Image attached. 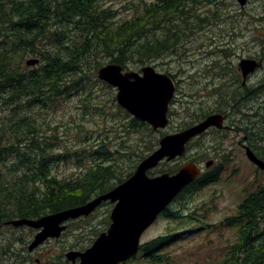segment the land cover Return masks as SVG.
<instances>
[{
  "label": "trees",
  "instance_id": "1",
  "mask_svg": "<svg viewBox=\"0 0 264 264\" xmlns=\"http://www.w3.org/2000/svg\"><path fill=\"white\" fill-rule=\"evenodd\" d=\"M222 2L137 0L128 8H132V16L123 19L106 6L105 0H0V230L9 232L12 227L6 224L16 219H39L84 206L133 175L139 162L158 147L159 139L153 142L157 133L122 109L113 95L104 104L98 87H112L98 79V70L109 64L129 70L175 53L196 30L203 28L206 20L219 19L214 13L203 17L200 8ZM30 60L39 63L28 66ZM224 89L229 90L223 94ZM216 91L213 96L220 99L216 108L196 114L183 123L182 129L212 113L226 115L237 98L245 104L260 96L259 85L255 84L246 91L233 89L232 85ZM245 92L251 98L246 99ZM71 95H78L79 109L86 117L101 114L104 124L112 126L92 138L93 129L88 128L85 145L76 150L62 148L58 128L46 118L56 101ZM108 107L113 111L107 112ZM241 110L242 121L249 119L251 126L238 128L248 130L250 137L258 135L260 110L254 114ZM83 127L79 126L80 130ZM125 136L135 138V146L121 141ZM263 138L258 135L250 145L264 161ZM143 144L144 148L138 149ZM69 161L81 172L56 174V168ZM204 179H198L184 194L210 183H204ZM182 211L185 210L173 212L169 208L161 216L184 219ZM226 222H238L240 235L220 264H264V188H258L244 201L238 217ZM106 224H110L108 217ZM93 232L92 244L102 234ZM32 233L30 229L29 235ZM178 236L145 243L138 258L150 264H170L169 256L162 252ZM21 239L23 236L5 238L3 251L10 260L27 253L28 241L14 242ZM83 246L74 248L82 247L84 251Z\"/></svg>",
  "mask_w": 264,
  "mask_h": 264
},
{
  "label": "rangeland",
  "instance_id": "2",
  "mask_svg": "<svg viewBox=\"0 0 264 264\" xmlns=\"http://www.w3.org/2000/svg\"><path fill=\"white\" fill-rule=\"evenodd\" d=\"M136 1L105 0L106 6H110L113 10L119 12L118 16L123 19L132 16V8H128ZM199 13L203 17H209L214 13L213 16L219 17V19L206 20L202 25L203 28L200 27L196 30L182 44L183 48H176L175 53L152 60L141 67L135 66L127 70L140 72L143 67L152 66L157 72L171 77L176 84L175 97L169 106V127L166 130H153L157 133L152 138L153 142L156 139L160 141L164 136L176 134L190 128L182 129L181 127L184 122L197 116L196 114L216 108L220 99L213 96V93H218L216 91L218 87L225 88V86L232 85L233 89L238 90L241 88L246 91L248 87L255 84L259 85L260 96L245 104H242L240 98H237L231 104L233 108L229 107L226 117L228 124L233 126L235 131L228 134L229 137L223 133L219 135L211 132L204 138L194 139L190 143L191 151L198 149L200 154L205 151L202 158L204 167L205 164L209 163V154L214 151V148L230 147L232 149V159L230 161L232 162H226V165L228 168L231 167L232 170V167H238L239 169L235 177L229 172L222 176L220 182L197 188L191 193L184 194L182 192L174 200L170 209L173 212L185 210L182 211V215L185 216L184 219L172 220L160 216L142 235L141 245L159 237L179 235L176 242L162 252L163 255L169 256L170 264L222 263L228 257L230 247L240 235L238 222L237 226H234L235 224L228 226L226 224L227 219L238 217L239 208L244 201L258 188H264V173L248 161L244 149L237 144L232 145L233 141H242L243 137H247L250 144L251 140L255 142L258 140V135L260 138L264 137V89L260 80L261 70L257 68L244 82L239 67L240 62L244 59L255 60L259 63L261 49L264 45V22H262L264 20V0H248L244 8L239 5L237 0H223L221 4L200 8ZM197 23L201 25L199 21ZM98 89L99 96L104 104L112 95L116 99V89H106L104 87H98ZM228 90L224 89L222 93L224 94ZM79 99L78 95L60 99L46 113L48 121L58 128L59 135L63 140L62 148L82 149V145H85L86 137L89 134L87 132L88 128L93 129V133L90 134L92 138L93 135L98 136L100 132L104 133L112 127L110 124L108 126L104 124L103 115L101 114L86 117V114L79 109ZM241 109L250 114L260 110L262 119L260 120L261 125L256 131L258 135L249 137L236 130L237 127L250 128L251 126L249 119L242 121L244 118L240 114L243 113ZM106 111L113 110L108 107ZM114 114L116 118L117 113ZM213 114L215 113L210 115ZM119 120L124 121L121 118ZM82 124L85 132H82L83 130L79 128ZM122 140L134 144L133 146L137 141L135 138H127L126 136ZM55 143H58V141ZM139 148L142 150L144 144ZM158 148L159 142L154 151ZM142 161L139 162L134 173ZM183 164L181 160L170 163L163 162L155 170H152L149 175L155 177L170 173V171H175L173 174H176ZM55 171L56 174L62 176L78 175L81 172L73 161L60 164ZM114 207L115 204L106 202L90 216L72 220L60 239L47 240L32 253L28 249L39 231L32 229L34 233L30 236L29 230L31 228L25 226L21 228L11 226L12 228L7 233L5 230H0V264H72L67 260L66 254L70 251L82 252V247L74 248L79 244L85 245L83 246V248L86 247L85 249L90 248L93 245L90 241L94 235V230H97L98 233L107 232L110 224L107 226L106 218L108 217L110 220ZM189 215L192 217L190 218L191 221L186 218ZM12 236H23L24 242L28 241L27 253L22 254V258L10 260L8 256L4 255V240ZM23 240L14 242L21 244ZM123 264L150 263L137 256Z\"/></svg>",
  "mask_w": 264,
  "mask_h": 264
},
{
  "label": "water",
  "instance_id": "3",
  "mask_svg": "<svg viewBox=\"0 0 264 264\" xmlns=\"http://www.w3.org/2000/svg\"><path fill=\"white\" fill-rule=\"evenodd\" d=\"M244 8L248 0H237ZM38 60L28 61L35 66ZM259 63L244 59L239 67L244 82L253 74ZM99 80L117 90L116 102L131 116L148 124L153 130L169 126V106L175 97L176 85L171 77L146 66L140 72L125 71L117 64H109L97 72ZM225 117L220 114L208 116L202 122L176 134L164 136L159 148L144 159L136 172L111 192L101 195L84 206L47 215L39 219H16L6 225L15 228L29 227L39 231L29 252H34L47 240L60 239L70 221L86 218L102 204H115L111 213V225L93 245L85 251H70L66 258L72 264H123L140 252L142 235L172 204L176 197L200 175L197 165L183 166L176 174L150 177L149 172L164 160L173 161L185 155L187 145L211 128L222 129ZM248 160L264 172V161L251 148H246ZM210 163L207 164L209 167Z\"/></svg>",
  "mask_w": 264,
  "mask_h": 264
},
{
  "label": "flooded vegetation",
  "instance_id": "4",
  "mask_svg": "<svg viewBox=\"0 0 264 264\" xmlns=\"http://www.w3.org/2000/svg\"><path fill=\"white\" fill-rule=\"evenodd\" d=\"M264 22V20L262 21ZM259 63H260V67H259V70H261V81H262V87L264 89V45L261 49V56H260V60H259ZM241 78V77H240ZM242 79V78H241ZM236 82V81H235ZM248 92H245V98L246 99H249L248 97ZM248 97V98H247ZM216 114V113H215ZM225 116V121H224V124H223V128L222 129H218V128H211L210 130H208L206 133H204L202 136L198 137L199 139L200 138H204L206 135L210 134L211 132L213 133H216V134H225L226 136L229 137L228 134L232 133L233 131H235V128H233V126L229 125L228 124V119ZM237 131H239L240 133H243L247 136H249V131L248 130H245V129H241V128H236ZM250 137V136H249ZM196 138V139H198ZM191 143V142H190ZM188 144L187 146V152L184 156L180 157V158H177L173 161H177V160H181L183 161V165H181L180 169L187 165V164H195L199 167L200 169V175L194 180V182H192V184H194L198 179H201L202 177H204V183H208V184H204L202 187H205L209 184H212V183H216V182H220L222 180V176L226 175L227 173H231V175L233 174V176L235 177L238 173V167H232L233 170L230 168L227 167L226 165V162H232L230 161L232 159L231 157V153H232V149L230 147H219V148H214L213 150L214 151H211V154L210 155V159H208L210 165L209 167H207V165L205 164V167L203 166V153H205V151H202V153L200 154V151L198 149L194 150V151H191L190 150V145L191 144ZM238 145L240 148L244 149L245 151V155H246V148H251V145H250V142H249V139L247 137H243L242 141H239V142H236V141H233V144L232 145ZM252 150V149H251ZM255 153V152H254ZM256 154V153H255ZM192 155V156H191ZM247 157V156H246ZM248 159V158H247ZM173 161H167L165 160L164 162H167V163H170V162H173ZM201 161V162H199ZM249 161V160H248ZM250 162V161H249ZM163 163V162H162ZM251 163V162H250ZM161 164V163H160ZM159 164V165H160ZM252 164V163H251ZM233 166V165H232ZM255 166V165H253ZM256 167V166H255ZM257 168V167H256ZM179 169V170H180ZM258 169V168H257ZM155 170V169H154ZM178 170V171H179ZM262 172V171H261ZM264 173V172H263ZM166 174V173H164ZM167 174H170V173H167ZM153 175V173H152ZM162 175V174H161ZM171 175H174V174H171ZM190 184V185H192ZM200 184V183H199ZM189 185V186H190ZM189 186H187L183 192L189 188ZM201 186V184H200ZM200 187V188H202ZM229 226H232L233 224H228ZM234 226H237V222L235 223ZM228 227V226H227ZM209 228V227H208Z\"/></svg>",
  "mask_w": 264,
  "mask_h": 264
},
{
  "label": "bare ground",
  "instance_id": "5",
  "mask_svg": "<svg viewBox=\"0 0 264 264\" xmlns=\"http://www.w3.org/2000/svg\"><path fill=\"white\" fill-rule=\"evenodd\" d=\"M71 222V221H70ZM69 224V223H68ZM67 228H68V225H67Z\"/></svg>",
  "mask_w": 264,
  "mask_h": 264
}]
</instances>
